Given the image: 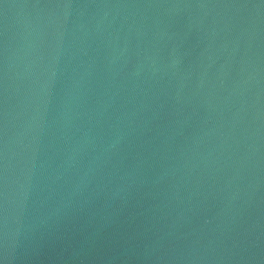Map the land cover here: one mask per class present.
Listing matches in <instances>:
<instances>
[{"label": "water", "instance_id": "1", "mask_svg": "<svg viewBox=\"0 0 264 264\" xmlns=\"http://www.w3.org/2000/svg\"><path fill=\"white\" fill-rule=\"evenodd\" d=\"M0 264H264V0H0Z\"/></svg>", "mask_w": 264, "mask_h": 264}]
</instances>
